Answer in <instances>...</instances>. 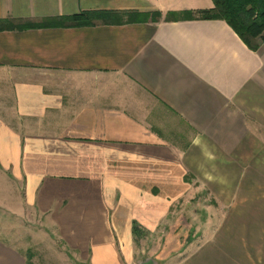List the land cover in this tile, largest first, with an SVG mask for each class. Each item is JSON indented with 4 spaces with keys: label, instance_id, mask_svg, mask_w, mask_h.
Wrapping results in <instances>:
<instances>
[{
    "label": "crops",
    "instance_id": "crops-1",
    "mask_svg": "<svg viewBox=\"0 0 264 264\" xmlns=\"http://www.w3.org/2000/svg\"><path fill=\"white\" fill-rule=\"evenodd\" d=\"M213 7L0 0V20L15 23L97 13L93 25L0 31V94L11 97L0 104V176L90 264H133L136 238L190 193L187 172L206 166L210 188L223 190L264 172V40L254 51L223 20L181 18ZM112 13L150 18L105 23ZM55 75L75 95L54 89ZM167 116L189 127L187 147L165 135ZM219 237L157 262L264 264V197L241 204ZM0 264H27V253L0 237Z\"/></svg>",
    "mask_w": 264,
    "mask_h": 264
},
{
    "label": "rangeland",
    "instance_id": "rangeland-1",
    "mask_svg": "<svg viewBox=\"0 0 264 264\" xmlns=\"http://www.w3.org/2000/svg\"><path fill=\"white\" fill-rule=\"evenodd\" d=\"M58 76L55 75V78L59 85H55L54 89L62 90L67 85L71 87L72 93L73 86L69 78ZM73 93L71 95H75ZM6 98L9 99L7 105H10L11 97L8 93L0 94V104H5ZM166 121L163 128L169 132L165 135L170 137L172 143L182 148L187 147L191 137L189 127L170 116L166 117ZM208 175L206 166L196 176L187 172L185 178L190 183L189 188L195 193L190 191L183 199L175 202L171 206L168 220L157 230L144 231L136 238L133 264H139L138 261L145 258H153L160 263L166 259L175 261L200 244L201 247L207 245L209 248L221 240L219 236L222 228L241 204L253 197H264V172L243 174L238 190L233 183L230 188L226 183L228 190L210 188ZM217 177L221 182L228 179L227 174H217ZM251 180L258 182L256 187L254 183H250ZM246 183L253 186L243 188ZM22 193L17 189L15 181L10 186L0 176V237L23 249L27 253V264H90L88 260L81 259L80 254L55 233L44 216L32 212ZM229 202L230 206L222 208ZM215 212L217 213L214 214Z\"/></svg>",
    "mask_w": 264,
    "mask_h": 264
},
{
    "label": "trees",
    "instance_id": "trees-1",
    "mask_svg": "<svg viewBox=\"0 0 264 264\" xmlns=\"http://www.w3.org/2000/svg\"><path fill=\"white\" fill-rule=\"evenodd\" d=\"M214 7L198 11H186L182 19L223 20L237 33L242 41L254 51L260 47V41L264 40V0H212ZM97 13L84 12L78 15L57 18L42 23H15L11 20H0L1 30H25L29 28H41L52 26H86L93 25L97 19ZM158 17L160 13L153 14ZM176 14H170L168 18H177ZM137 16V15H136ZM135 19L133 15L125 19L119 13H112L105 18V23H124L147 21L150 15H141ZM143 18V19H142Z\"/></svg>",
    "mask_w": 264,
    "mask_h": 264
},
{
    "label": "water",
    "instance_id": "water-1",
    "mask_svg": "<svg viewBox=\"0 0 264 264\" xmlns=\"http://www.w3.org/2000/svg\"><path fill=\"white\" fill-rule=\"evenodd\" d=\"M139 264H158V262L153 258H145L139 261Z\"/></svg>",
    "mask_w": 264,
    "mask_h": 264
}]
</instances>
